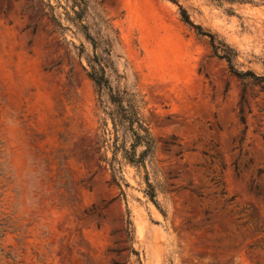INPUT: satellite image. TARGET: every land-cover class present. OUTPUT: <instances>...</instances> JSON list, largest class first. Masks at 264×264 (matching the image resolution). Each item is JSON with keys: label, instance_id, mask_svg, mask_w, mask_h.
<instances>
[{"label": "rangeland", "instance_id": "rangeland-1", "mask_svg": "<svg viewBox=\"0 0 264 264\" xmlns=\"http://www.w3.org/2000/svg\"><path fill=\"white\" fill-rule=\"evenodd\" d=\"M76 1L80 18L74 0H0V264H264L263 84L241 102L178 9L264 78V0ZM94 57L134 95L143 165L113 156Z\"/></svg>", "mask_w": 264, "mask_h": 264}, {"label": "trees", "instance_id": "trees-1", "mask_svg": "<svg viewBox=\"0 0 264 264\" xmlns=\"http://www.w3.org/2000/svg\"><path fill=\"white\" fill-rule=\"evenodd\" d=\"M170 1L176 3V0ZM210 1L219 3L221 1L246 2L247 0ZM74 4L79 9L78 12H75V15L80 18L84 12L82 7L83 3L74 0ZM178 9L181 21L193 29L198 36L207 37L212 50V55L218 59L224 60L227 64L228 72L242 82L243 89L241 91V102L244 101L246 87V83H244L245 80L252 79L257 81L256 84H263L261 89L264 91L263 77H254L251 71H238L234 65V59L236 56L235 52L225 43L217 40L212 34L206 33L202 31L199 26L193 25V23L189 20L188 14L181 6H178ZM105 66L106 65H104L100 59L94 57L92 61H89V71L87 72V76L97 88L100 96L103 91L107 92L108 95L110 105L106 107L105 115L108 117L112 126L113 156H115L118 151H122L123 158L127 162L131 164L143 165L145 158L148 157L153 149V140L139 113L134 95L126 90L114 91L110 87L109 81L105 76ZM240 120L242 121V119ZM120 138L121 142L120 145H118ZM126 140L129 141V148L125 147ZM140 146H143L144 149L139 153V155H137L136 150ZM111 169H113L112 166Z\"/></svg>", "mask_w": 264, "mask_h": 264}]
</instances>
